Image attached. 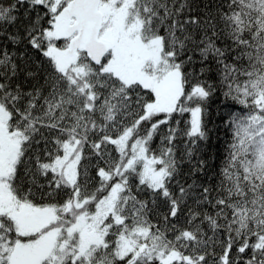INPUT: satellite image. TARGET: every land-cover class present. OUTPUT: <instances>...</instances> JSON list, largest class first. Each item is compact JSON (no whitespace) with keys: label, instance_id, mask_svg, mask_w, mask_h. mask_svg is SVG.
<instances>
[{"label":"snow or ice","instance_id":"6c2138e0","mask_svg":"<svg viewBox=\"0 0 264 264\" xmlns=\"http://www.w3.org/2000/svg\"><path fill=\"white\" fill-rule=\"evenodd\" d=\"M0 264H264V0H0Z\"/></svg>","mask_w":264,"mask_h":264},{"label":"trees","instance_id":"16d2710c","mask_svg":"<svg viewBox=\"0 0 264 264\" xmlns=\"http://www.w3.org/2000/svg\"><path fill=\"white\" fill-rule=\"evenodd\" d=\"M221 108V104L220 101L218 99H214L213 101H211L210 103V111L212 112V116H211V125L214 130H213V139L211 142V151L216 154L218 152H222L223 146H224V142L226 140H228V136L225 133V130L222 128V126L220 128H216L215 125L218 124L219 121V116L217 115L218 111ZM228 110H224V114H227ZM219 139H218V138Z\"/></svg>","mask_w":264,"mask_h":264}]
</instances>
